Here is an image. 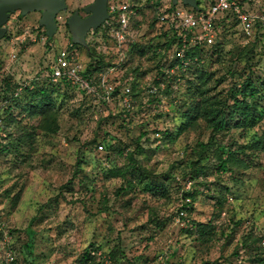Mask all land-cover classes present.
<instances>
[{
    "label": "rangeland",
    "instance_id": "obj_1",
    "mask_svg": "<svg viewBox=\"0 0 264 264\" xmlns=\"http://www.w3.org/2000/svg\"><path fill=\"white\" fill-rule=\"evenodd\" d=\"M67 1L52 39L34 11L12 14L0 40V264H264V145L249 143L256 136L264 144V91L249 132L233 123L214 131L198 118L172 141L162 135L180 123L171 98L161 118L153 115L156 105L134 102L126 111L115 101L117 115L132 113L128 126L120 116L101 122L107 110L70 89L54 95L58 111L30 115L14 100L25 96L26 86L46 87L60 48L90 60L85 46L71 42L67 20L94 0ZM254 4L249 1L252 11ZM103 27L88 38L100 52L109 49ZM214 60L206 63L213 75L207 94L188 100L191 92L177 89L188 100L184 109L209 98L231 103V89L245 75L264 87V34L228 35ZM106 133L116 147L118 140L131 144L133 156L108 151L103 143L104 150H95L91 142ZM241 149L249 168L218 167L222 150L226 158ZM116 169L122 173L114 176ZM10 251L14 259L8 261Z\"/></svg>",
    "mask_w": 264,
    "mask_h": 264
},
{
    "label": "trees",
    "instance_id": "obj_2",
    "mask_svg": "<svg viewBox=\"0 0 264 264\" xmlns=\"http://www.w3.org/2000/svg\"><path fill=\"white\" fill-rule=\"evenodd\" d=\"M197 1L199 7H201V1ZM172 5L173 3H171ZM140 15L142 16L141 19L138 17L131 19L130 29L140 31V25L146 24L147 30L143 35L138 36L132 41V43L117 48L116 42L113 40L110 41L111 37L105 32V44L108 45L109 51L100 52L97 49V46L100 44L88 42L89 49L86 50L88 51V55H90V60L86 63L84 72L86 76L98 80V74L100 72H107L110 67H117V72L111 80L118 81V84L116 85L115 91L111 94L110 100H106L97 95L85 93L81 95L85 101L94 98L100 110H107V112L101 115V122L110 123L111 119L120 116L123 117L122 125H129L127 121H131L132 113L129 112L127 115H124L123 112L117 115L114 108L116 105L115 101H121L122 84L130 83V95L135 103L139 102L142 106L145 104L148 106L156 105L158 113L153 114L155 118H161L163 116L164 107L169 103V99L171 98L173 103L172 109L177 114L180 123L177 125L176 130L165 129L162 131V135H164L163 139L168 141L177 139L198 118L206 119L212 125L214 131L228 128L231 123H233L235 128H242L244 132H249L256 126L258 122L255 112L258 107L257 96L264 91V87L261 89L251 74L248 76L242 75L241 77H245L242 83L236 84L231 89V103L209 98L189 105L184 109L188 100L196 99L197 95H205L211 90L207 86L213 75L206 68V63L209 61L212 62L214 57H216L214 61H217V58L222 56L228 35L236 36L240 30L243 33L245 32L234 16L231 14L227 15L217 24V38L214 44L210 46H195L187 51V58L191 59V63L186 70L180 68L172 71V68L181 62L178 54V45L180 43L177 31L170 22H159V13L157 10L151 15H147L141 11ZM254 32L256 34H264L259 25L255 27ZM45 33L48 40L53 38L47 34V31ZM161 83H165V88H161ZM183 87H186L188 93L191 92L192 98L189 97L187 101L176 93L178 88ZM155 88H157V92L153 91ZM69 89L76 91L75 88L63 82L59 84L51 83L47 77L46 87L31 88L26 86L25 96L14 101L18 105H22L25 111H29L30 115L40 110L42 114L46 115L49 114V109H53V111L59 110L56 108L54 95L65 96L68 94ZM100 92L104 93V89L101 88ZM20 99L23 100L20 101ZM132 109L133 107L129 110L124 108L126 111ZM157 132H160V130L158 129ZM147 133L148 130L143 131L137 141L147 135ZM112 138L106 133L102 140L98 142L93 140L91 144H93L95 150L98 152H101L98 146L103 143L108 151L116 150L120 154L131 153L133 156L132 150L129 148L131 144L118 140L119 146L116 147L115 143L110 141ZM249 143L255 149L261 148L264 145L261 138H257L256 136L251 137ZM138 147L139 145L137 143L133 152ZM207 151V147L203 145L201 152L206 153ZM240 153L247 156L245 149L239 151L229 150L227 157L224 158V152L222 150V155H219L218 167L224 171H232L233 167L249 168L252 162L247 159L248 156L247 158L241 157ZM119 171L121 170L116 169L111 171V174L117 176L122 173ZM156 189L152 188L151 190L157 191ZM199 225L202 224L200 223ZM244 249L242 247L238 253L243 254Z\"/></svg>",
    "mask_w": 264,
    "mask_h": 264
},
{
    "label": "built area",
    "instance_id": "obj_3",
    "mask_svg": "<svg viewBox=\"0 0 264 264\" xmlns=\"http://www.w3.org/2000/svg\"><path fill=\"white\" fill-rule=\"evenodd\" d=\"M249 1L205 0L201 7L199 5L197 9L191 7L196 9V11H192L184 7H176L182 3L181 1L177 5L173 4L172 7L173 1L166 4L163 0H110L108 2L110 16L102 25H104V32L111 37L110 41H115L119 48L132 43L147 30L146 24L140 25V31L130 29L131 19L133 17L141 19V11L151 15L157 10L159 22H170L179 36L178 54L181 62L173 67L172 71L180 68L186 70L191 63V59L187 58V51L195 46L214 44L217 38V24L227 15L234 16L245 32L253 33L257 25L261 30H264V0H257V6L254 5L258 9L255 11L248 8ZM95 43L93 40V44ZM87 62L82 59L76 49L60 48L56 59L50 65L47 77L54 84L61 82L69 84L80 95L85 93L110 100V96L118 84V81L111 80L117 72V67H110L107 72H100L98 80H96L84 74ZM101 88L104 89V93L100 92ZM161 88H165V83H161ZM121 90V104L129 110L134 104L130 95V83L122 84ZM153 91L157 92V88ZM163 102L166 104L165 101ZM160 135V132H156V137H160ZM98 148L102 151L104 145L100 144ZM6 257L8 261L14 259L11 251L7 253Z\"/></svg>",
    "mask_w": 264,
    "mask_h": 264
},
{
    "label": "water",
    "instance_id": "obj_4",
    "mask_svg": "<svg viewBox=\"0 0 264 264\" xmlns=\"http://www.w3.org/2000/svg\"><path fill=\"white\" fill-rule=\"evenodd\" d=\"M110 0H94L84 11L88 14L83 18L79 10L68 18L67 25L73 43L89 49L87 36L91 30H97L109 18L108 2ZM174 5L181 1L184 5L198 8L197 0H172ZM67 0H0V40L3 39L9 28L7 23L12 14L20 11L21 16L30 12H41L39 24L45 27L47 34L54 37L58 30V15L68 9Z\"/></svg>",
    "mask_w": 264,
    "mask_h": 264
},
{
    "label": "flooded vegetation",
    "instance_id": "obj_5",
    "mask_svg": "<svg viewBox=\"0 0 264 264\" xmlns=\"http://www.w3.org/2000/svg\"><path fill=\"white\" fill-rule=\"evenodd\" d=\"M67 3H68V1H67ZM90 4V3H89ZM68 6H69V4H68ZM87 6V5H86ZM86 6H84V7H86ZM84 7H82L81 8V10H79V9H77V10H79V13H80V15L83 17V18H85V17H87L88 16V14L84 11ZM68 10V9H67ZM76 11V10H75ZM85 12V13H82V12ZM18 12H20V11H18ZM40 13V15H41V12H39ZM74 13V12H73ZM21 14V13H20ZM11 18V17H10ZM58 26H59V23H58ZM91 32H93V30H91L89 33H88V36H87V42H88V38H89V34L91 33Z\"/></svg>",
    "mask_w": 264,
    "mask_h": 264
}]
</instances>
